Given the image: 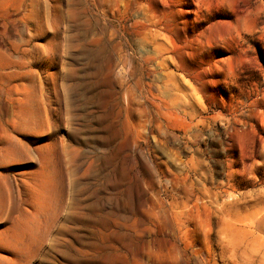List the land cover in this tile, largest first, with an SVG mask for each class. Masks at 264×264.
Instances as JSON below:
<instances>
[{
    "label": "rangeland",
    "instance_id": "obj_1",
    "mask_svg": "<svg viewBox=\"0 0 264 264\" xmlns=\"http://www.w3.org/2000/svg\"><path fill=\"white\" fill-rule=\"evenodd\" d=\"M0 264H264V0H0Z\"/></svg>",
    "mask_w": 264,
    "mask_h": 264
}]
</instances>
